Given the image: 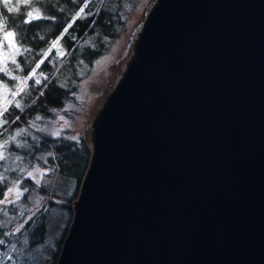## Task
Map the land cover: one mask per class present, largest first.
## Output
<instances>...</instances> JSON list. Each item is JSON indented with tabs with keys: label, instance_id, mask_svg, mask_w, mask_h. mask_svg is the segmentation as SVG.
<instances>
[{
	"label": "water",
	"instance_id": "1",
	"mask_svg": "<svg viewBox=\"0 0 264 264\" xmlns=\"http://www.w3.org/2000/svg\"><path fill=\"white\" fill-rule=\"evenodd\" d=\"M139 27L55 264H264V0H154Z\"/></svg>",
	"mask_w": 264,
	"mask_h": 264
},
{
	"label": "trees",
	"instance_id": "2",
	"mask_svg": "<svg viewBox=\"0 0 264 264\" xmlns=\"http://www.w3.org/2000/svg\"><path fill=\"white\" fill-rule=\"evenodd\" d=\"M138 0H92L86 13L91 11L94 15L82 16L77 19L69 33L64 36L60 42L61 47L66 50L67 54L63 57H56V50H53L49 60L45 61L39 71L45 72L49 79L44 81L42 85L32 88L31 95L24 99L26 105L24 111L12 108L7 118L10 123L6 125L7 131L0 129V141L15 133L19 128H26L31 135L17 137L18 140H27L31 148H17L15 144L9 143L8 150L14 154L24 156L25 163L30 160L35 152L48 151L52 153L48 155V165L57 168L60 174L67 176H76L78 179V189L73 199L77 196L81 180L88 166L90 158L89 141L85 136L79 139H69L64 137H54L47 133L36 131L31 126V122H42L44 120L55 117V110L64 107L66 102L77 92L79 82L83 78L81 70L89 68L93 62L106 51L117 38L119 32L126 23L127 7H133ZM13 2V1H12ZM83 0H49L48 11L46 15L55 17V19H42L36 21L32 25H26L29 29L26 33L28 37L27 46L33 48V54L39 53L41 49H46L52 40L63 31V28L72 20L76 11L82 5ZM14 4V3H13ZM40 6V5H37ZM62 9V10H61ZM29 9L21 6V13H8L7 9L0 4V11L3 15L9 17L7 29L13 27L12 20L15 18V23L20 24L25 19V13ZM43 37V39H41ZM76 37V39H72ZM55 57V59H53ZM23 64V58H17ZM39 59V56H37ZM9 66H11L9 62ZM34 66V64L32 65ZM29 68H25L24 75ZM15 74V73H14ZM3 75V74H0ZM5 81L11 86L14 81ZM32 81L29 84L32 85ZM46 85V87H45ZM43 90V95L40 91ZM35 100L33 104L32 101ZM16 116L20 119L11 123ZM40 116L41 119L36 121L35 118ZM37 137V139H33ZM3 163V162H0ZM44 163V164H47ZM3 169L0 168V171ZM9 180L21 177L19 172L7 173ZM31 183L30 179L26 180ZM6 191V187L0 186V198L2 193ZM45 228V224H40ZM5 229L2 228V231ZM67 232V231H66ZM66 235V233H65ZM64 235V237H65ZM64 237L61 239L59 247L53 252V257L43 264H55L61 249Z\"/></svg>",
	"mask_w": 264,
	"mask_h": 264
},
{
	"label": "rangeland",
	"instance_id": "3",
	"mask_svg": "<svg viewBox=\"0 0 264 264\" xmlns=\"http://www.w3.org/2000/svg\"><path fill=\"white\" fill-rule=\"evenodd\" d=\"M12 1L15 4V0ZM153 1L138 0L133 7H127L126 23L108 51L99 56L92 66L81 70L83 78L79 82L77 92L64 107L55 110L54 118L35 122L36 131L38 128H44L45 131L42 133L52 135L53 131L60 129V136H52L69 139L85 136L90 139V120L97 113L98 106L106 93L112 88L133 34L138 30ZM48 153V151L35 152L31 157L34 158L33 164L53 169L44 177L41 185L36 186L32 178L27 177L26 173L22 174L21 191L24 188H28L29 191L25 192L15 204L0 205V208L7 212V215L0 212V221L4 222L0 225V239L5 241L0 245V264L47 262L53 257V252L59 247L68 229L73 214L71 200L77 192L78 179L76 176L60 174L57 168L48 163L44 164L43 160L38 159L43 156L48 161ZM30 169L31 165H29ZM27 178L30 179V184L26 181ZM37 200L40 201L38 211L36 210ZM42 223L45 224V228L40 226ZM21 224L24 227L16 232V227ZM2 228L5 230L2 231ZM4 233L9 234L4 235Z\"/></svg>",
	"mask_w": 264,
	"mask_h": 264
},
{
	"label": "snow or ice",
	"instance_id": "4",
	"mask_svg": "<svg viewBox=\"0 0 264 264\" xmlns=\"http://www.w3.org/2000/svg\"><path fill=\"white\" fill-rule=\"evenodd\" d=\"M92 0H83L82 5L79 7L78 11L75 12L72 20L63 28V31L55 40L50 42V45L46 49H41L39 53L33 54V48L27 46L28 37L26 35L29 29L25 28L26 25H32L36 21H41L42 19H55V17H50L46 15L49 5V0H15L13 4L12 0H0V4L3 5L4 9H7L8 13H21V6L23 5L26 9H29L25 13V19L22 20L20 24L15 23V18L12 20L13 27L7 29L9 23V17L3 15L0 11V129L7 131L5 127L10 123L7 118V114H10L12 108L18 109L21 112L24 111L25 104L24 99L31 95L32 88L40 86L44 81L48 80V75L39 71L45 61L52 62L49 60L53 50H56V57L63 58L67 52L62 47H58L60 42L63 40L64 36L69 33V29L73 27L76 20L84 16L94 15L91 11L86 13V9ZM40 5V6H37ZM62 10V9H61ZM43 39V37H41ZM76 39V37H72ZM39 56V59H37ZM18 57L23 58V64L17 59ZM55 59V57L53 58ZM9 62L12 67L9 66ZM34 64V66H32ZM25 68H29L26 74L21 75L20 73L25 72ZM15 73V74H14ZM5 77L10 81H14L11 86L5 81ZM32 81V85L29 84ZM46 87V85H45ZM43 90L40 91V95H43ZM35 103V100L32 101ZM20 117L16 116L11 123L19 120ZM41 119L40 116L35 118L36 121ZM61 119H63L61 117ZM31 126L37 128L35 121L31 122ZM40 132H44V128L37 129ZM61 130H55L52 132L54 136H60ZM3 135V133H0ZM31 135L26 128H19L15 130V133L8 136L7 138L0 141V186L6 187V191L2 193V198H0V205L15 204L20 200L21 196L28 192V188H24L21 191L20 184L21 180L19 177L9 180L7 173L9 172H19L20 174H25L27 177L32 178L35 181L36 186H40L44 177L51 171L52 168H42L39 164L25 163V157L22 155L14 154L8 150L9 143L15 144L17 148L28 149L31 145L28 144L27 140H18L17 137ZM37 139V137H33ZM71 139H76L72 137ZM49 156L52 153H48ZM47 163L45 157L41 156L38 158ZM29 165L31 169L29 170ZM40 201H36V210H39ZM0 212H7L0 208ZM23 215V212H21ZM35 215V212H33ZM31 219V217L29 218ZM3 221H0V225H3ZM24 225L21 224L16 227L15 231L19 232ZM9 233H4L8 235ZM5 241L0 239V245L4 244ZM15 249V245H13ZM11 259V257H9Z\"/></svg>",
	"mask_w": 264,
	"mask_h": 264
},
{
	"label": "bare ground",
	"instance_id": "5",
	"mask_svg": "<svg viewBox=\"0 0 264 264\" xmlns=\"http://www.w3.org/2000/svg\"><path fill=\"white\" fill-rule=\"evenodd\" d=\"M140 29H141V27L138 28V30L135 32V34H134V36H133V38H132V40H131V44H130V45H132V47H131L130 49L132 50V52H134V51H133V50H134V49H133V45H134V43H135L137 37L139 36ZM127 63H128V60L125 61V63L123 64V66H122L123 70H125V68H126V66H127Z\"/></svg>",
	"mask_w": 264,
	"mask_h": 264
}]
</instances>
